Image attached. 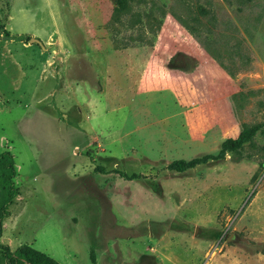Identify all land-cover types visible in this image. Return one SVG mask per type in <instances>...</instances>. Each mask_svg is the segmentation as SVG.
Here are the masks:
<instances>
[{
	"label": "rangeland",
	"instance_id": "rangeland-1",
	"mask_svg": "<svg viewBox=\"0 0 264 264\" xmlns=\"http://www.w3.org/2000/svg\"><path fill=\"white\" fill-rule=\"evenodd\" d=\"M263 122L264 0H0L10 250L60 264H264V133L166 168Z\"/></svg>",
	"mask_w": 264,
	"mask_h": 264
},
{
	"label": "trees",
	"instance_id": "trees-1",
	"mask_svg": "<svg viewBox=\"0 0 264 264\" xmlns=\"http://www.w3.org/2000/svg\"><path fill=\"white\" fill-rule=\"evenodd\" d=\"M235 1L241 2L243 0ZM175 19L180 23L181 20L179 18L175 17ZM201 45L207 54L222 66L220 58L215 53L214 49L207 48L202 43ZM261 133H264V122L253 127H244L238 132L235 138H226L221 141L216 153L204 154L188 160L175 159L170 161L166 168L175 172H183L196 165L222 159L225 151H236L238 148L242 147L243 144L251 141L256 134ZM13 176L14 167L12 155L8 151H2L0 152V223L1 219L8 214L7 207L17 194V189L12 181ZM0 248L4 264H60L51 256L27 245H22L14 250H10L6 245L0 244Z\"/></svg>",
	"mask_w": 264,
	"mask_h": 264
},
{
	"label": "water",
	"instance_id": "water-1",
	"mask_svg": "<svg viewBox=\"0 0 264 264\" xmlns=\"http://www.w3.org/2000/svg\"><path fill=\"white\" fill-rule=\"evenodd\" d=\"M29 40L39 43V40L38 39H35V38H30Z\"/></svg>",
	"mask_w": 264,
	"mask_h": 264
}]
</instances>
